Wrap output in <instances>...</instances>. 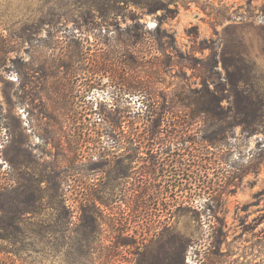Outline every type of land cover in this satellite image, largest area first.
<instances>
[{
  "label": "rangeland",
  "instance_id": "1",
  "mask_svg": "<svg viewBox=\"0 0 264 264\" xmlns=\"http://www.w3.org/2000/svg\"><path fill=\"white\" fill-rule=\"evenodd\" d=\"M161 1L0 0V264H264V135L195 103L206 46L264 86V0Z\"/></svg>",
  "mask_w": 264,
  "mask_h": 264
},
{
  "label": "trees",
  "instance_id": "2",
  "mask_svg": "<svg viewBox=\"0 0 264 264\" xmlns=\"http://www.w3.org/2000/svg\"><path fill=\"white\" fill-rule=\"evenodd\" d=\"M89 8H100L105 3L112 5H121L122 3H134L143 5L150 12L167 9V5L161 0H86ZM89 1V2H88ZM162 24L159 23L158 31ZM127 40L124 44L133 46L139 40L131 31H126ZM172 41L175 43L173 35L169 34ZM130 38V40H128ZM162 39V38H159ZM130 41V42H129ZM175 45V44H174ZM124 47V46H123ZM210 48L211 54L208 55L200 63V77L202 81L201 87L196 91L195 103L200 115L207 116L213 119H221L228 117L233 120L236 125H241L244 131L249 135L262 133L264 135V86L255 84L254 79H250L251 67L247 60L240 52H235L231 56L227 54L226 49L217 51L212 47H203L202 49ZM222 66V70L219 66ZM145 89V88H144ZM144 89H139L140 93H144ZM145 95V94H143ZM224 100L228 104L224 105ZM229 126L221 127L222 132H227ZM206 131V130H205ZM216 137L203 135L201 144H217ZM221 144V143H220ZM213 146V145H212ZM264 150V147L263 149ZM217 160L224 162L223 156H218ZM216 160L201 159V167L204 165H213ZM13 176V175H12ZM13 180L16 181L14 176ZM202 190H210L209 184L202 182ZM14 194L9 195L6 202L3 204L2 211L5 214L13 213L10 218H16L23 211L17 198V187L12 189ZM34 201V200H33ZM15 204V206H14ZM89 218L93 223L96 222L97 216L83 215L82 222ZM4 223V222H2ZM11 234V233H10ZM10 234H4L0 237L9 239ZM7 264H14L13 260L8 259ZM175 264H182V259L178 258Z\"/></svg>",
  "mask_w": 264,
  "mask_h": 264
},
{
  "label": "flooded vegetation",
  "instance_id": "3",
  "mask_svg": "<svg viewBox=\"0 0 264 264\" xmlns=\"http://www.w3.org/2000/svg\"><path fill=\"white\" fill-rule=\"evenodd\" d=\"M117 168V167H116ZM117 173H119V169L117 168Z\"/></svg>",
  "mask_w": 264,
  "mask_h": 264
}]
</instances>
